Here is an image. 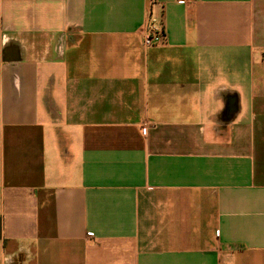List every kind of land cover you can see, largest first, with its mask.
Wrapping results in <instances>:
<instances>
[{"label":"crops","instance_id":"crops-1","mask_svg":"<svg viewBox=\"0 0 264 264\" xmlns=\"http://www.w3.org/2000/svg\"><path fill=\"white\" fill-rule=\"evenodd\" d=\"M0 264H264V0H0Z\"/></svg>","mask_w":264,"mask_h":264},{"label":"built area","instance_id":"built-area-1","mask_svg":"<svg viewBox=\"0 0 264 264\" xmlns=\"http://www.w3.org/2000/svg\"><path fill=\"white\" fill-rule=\"evenodd\" d=\"M162 40V32L154 24H149L144 34V43L147 46H153Z\"/></svg>","mask_w":264,"mask_h":264}]
</instances>
